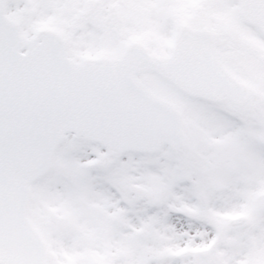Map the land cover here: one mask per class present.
<instances>
[{
    "label": "snow or ice",
    "instance_id": "obj_1",
    "mask_svg": "<svg viewBox=\"0 0 264 264\" xmlns=\"http://www.w3.org/2000/svg\"><path fill=\"white\" fill-rule=\"evenodd\" d=\"M0 264H264V0H0Z\"/></svg>",
    "mask_w": 264,
    "mask_h": 264
}]
</instances>
